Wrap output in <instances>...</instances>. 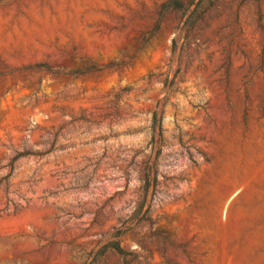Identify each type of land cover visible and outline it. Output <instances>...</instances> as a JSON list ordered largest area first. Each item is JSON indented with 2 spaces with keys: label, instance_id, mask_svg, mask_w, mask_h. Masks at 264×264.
<instances>
[{
  "label": "rangeland",
  "instance_id": "374dc122",
  "mask_svg": "<svg viewBox=\"0 0 264 264\" xmlns=\"http://www.w3.org/2000/svg\"><path fill=\"white\" fill-rule=\"evenodd\" d=\"M0 264H264V0H0Z\"/></svg>",
  "mask_w": 264,
  "mask_h": 264
},
{
  "label": "trees",
  "instance_id": "16d2710c",
  "mask_svg": "<svg viewBox=\"0 0 264 264\" xmlns=\"http://www.w3.org/2000/svg\"><path fill=\"white\" fill-rule=\"evenodd\" d=\"M174 5H175L174 7L176 9H182L183 8V5L180 2H178V1H175ZM110 248L113 251H115L116 253H118V254H122L123 253V250H122L121 246L118 243L111 244Z\"/></svg>",
  "mask_w": 264,
  "mask_h": 264
}]
</instances>
